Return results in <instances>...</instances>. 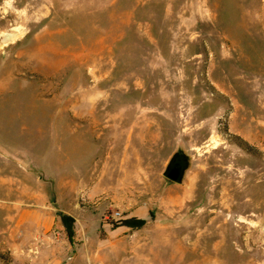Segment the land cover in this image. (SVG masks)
<instances>
[{
  "label": "rangeland",
  "instance_id": "1",
  "mask_svg": "<svg viewBox=\"0 0 264 264\" xmlns=\"http://www.w3.org/2000/svg\"><path fill=\"white\" fill-rule=\"evenodd\" d=\"M54 131L76 140L55 150ZM42 247L43 264H264V0H0V264Z\"/></svg>",
  "mask_w": 264,
  "mask_h": 264
},
{
  "label": "crops",
  "instance_id": "2",
  "mask_svg": "<svg viewBox=\"0 0 264 264\" xmlns=\"http://www.w3.org/2000/svg\"><path fill=\"white\" fill-rule=\"evenodd\" d=\"M60 94L61 93H59V95ZM58 102L60 103V107H58V109L56 110L58 113H56V115H54V118H52V123H55V124L64 122L63 121L64 120L63 119L64 116H62L63 115V110L66 111V109L67 108H71L72 107V104H73L72 99H70L69 101H65L64 100L63 102L58 100ZM55 116H60V117H55ZM74 136H75V134L72 133V132H70V131L69 132H66V131H54L53 133H51V137L50 138L52 140H55L56 141L55 148L54 149L57 150L58 148L62 149V148H64L63 146H66L65 144L58 143V141H60V140H68V141L71 140V141H73V140H76V138ZM71 146H72V144H69V147H71ZM57 162L62 163L60 161H57ZM55 165H57V167H56L57 170H61V166H65L66 163H65V165L64 164H55ZM67 169H68V167H66L64 170H67ZM51 181L54 183L55 186L53 185V183ZM51 181L49 182L51 187H54L55 188L56 185H59L58 182H57V178H53V179H51ZM45 198H47V196L45 194H41V196H40V204H43V206H42L43 208H42L41 211H39L42 214V217L40 218L39 222L41 223L42 226L39 225L38 228H39V230H41L42 233L43 232H47V227L45 226L44 223L42 224V221L41 220H44L45 219L44 216L45 215H49L50 212H51V210H52L51 208H49L48 206L45 205L46 204ZM55 201L56 200H54V203H55ZM46 220H48V219H46ZM46 250L47 249H44L43 247L41 248V254L39 256V262L42 263V264L45 261H48L50 259L49 258V255L45 253Z\"/></svg>",
  "mask_w": 264,
  "mask_h": 264
},
{
  "label": "water",
  "instance_id": "3",
  "mask_svg": "<svg viewBox=\"0 0 264 264\" xmlns=\"http://www.w3.org/2000/svg\"><path fill=\"white\" fill-rule=\"evenodd\" d=\"M189 167V155L183 150H178L169 159L163 171V176L170 182L181 183Z\"/></svg>",
  "mask_w": 264,
  "mask_h": 264
},
{
  "label": "trees",
  "instance_id": "4",
  "mask_svg": "<svg viewBox=\"0 0 264 264\" xmlns=\"http://www.w3.org/2000/svg\"><path fill=\"white\" fill-rule=\"evenodd\" d=\"M57 215L59 216L65 231L67 235V239L70 244H74V237H75V231H74V223L75 219L73 216L60 212H57ZM152 216V213H151ZM147 222V219H137V218H130L125 221H123V224L131 227V228H141L143 227Z\"/></svg>",
  "mask_w": 264,
  "mask_h": 264
},
{
  "label": "built area",
  "instance_id": "5",
  "mask_svg": "<svg viewBox=\"0 0 264 264\" xmlns=\"http://www.w3.org/2000/svg\"><path fill=\"white\" fill-rule=\"evenodd\" d=\"M114 215L118 216L119 215V212H115Z\"/></svg>",
  "mask_w": 264,
  "mask_h": 264
}]
</instances>
